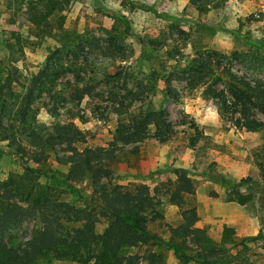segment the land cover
<instances>
[{
	"label": "rangeland",
	"instance_id": "374dc122",
	"mask_svg": "<svg viewBox=\"0 0 264 264\" xmlns=\"http://www.w3.org/2000/svg\"><path fill=\"white\" fill-rule=\"evenodd\" d=\"M29 1L36 0H0V81L7 99L0 112V150L6 153L0 156V183L9 175L24 174L26 163L56 172L58 179L69 171V165L57 162V157L71 155L66 146L47 152L43 164L32 161V153L38 150L26 141L15 116L26 111L30 123L46 127L49 133L57 128L80 131L84 143L73 145L79 151L110 152L105 163L112 174L103 182L129 190L141 188L159 200L162 218L148 227L165 240L169 228L183 222V210L169 202L167 188L177 186L174 170L185 171L194 194L186 198L184 210L196 209L194 227L217 242L224 227L232 228L239 242L255 238L245 250L238 247L229 252L241 251L253 264H264V186L254 156L264 143V133L236 129L221 118L211 93L222 89L223 82L214 84L188 70L192 60L202 56L211 60L224 81L227 71L250 82L264 81V0H65L59 27L87 40L80 59L63 56L62 66L44 75L43 92L31 97L35 78L60 45L54 38L39 40L29 32L33 28L26 16ZM50 24L57 28L58 21L54 18ZM110 40L120 49L113 48ZM234 53L239 54L237 59ZM131 91L138 94L136 102L124 98ZM116 99L123 100L122 107H129V113L144 103L166 111L174 127L170 140L160 143L151 128L141 143L115 142L118 122L131 115L114 113ZM10 125L16 128L14 134L7 131ZM18 145L27 154L20 155L23 160L15 154ZM241 180L247 183L236 185ZM48 181L40 178L42 184ZM52 183L60 191L59 201L74 204L62 184ZM75 186L84 198L93 197L91 181ZM237 195H251L252 200L241 206ZM75 204L84 207L83 201ZM98 217L95 231L102 234L109 222ZM67 225L69 230L82 227L75 222ZM41 226L32 218L13 230L15 246L23 247ZM124 250L125 264H180L173 251L153 242ZM36 264L76 263L39 260Z\"/></svg>",
	"mask_w": 264,
	"mask_h": 264
},
{
	"label": "trees",
	"instance_id": "16d2710c",
	"mask_svg": "<svg viewBox=\"0 0 264 264\" xmlns=\"http://www.w3.org/2000/svg\"><path fill=\"white\" fill-rule=\"evenodd\" d=\"M63 1L65 0H36L27 3L26 16L33 27L29 32L39 40L54 38L60 45V48L50 53L46 68L35 78L30 97L43 92L46 85L44 75L57 66H62L63 56L71 55L74 59H80L79 54L87 40L59 27L62 21L60 5ZM54 18L58 21L57 28L50 24ZM110 41L113 48H118L115 41ZM232 56L237 59L239 54L234 53ZM188 70L208 77L214 84L223 82L222 89L213 90L211 93L221 118L226 119L236 129L264 133V81L250 82L231 71L223 73L226 78L224 81L216 73L211 60L202 56L195 57ZM1 74L0 71V77ZM4 88L0 81V112L7 105ZM116 97L117 95L114 96ZM124 98L136 102L139 97L131 91ZM115 105L114 113L119 117L131 114L128 119L118 122L115 142L126 145L141 143L153 128L154 138L160 143H167L174 133L167 112L155 110L151 103L140 105L133 113H129V107H122L121 99H116ZM15 116L19 118L26 141L38 150L32 153V161L45 163L46 153L55 151L58 145L69 147L71 155L57 157L58 163L69 165L68 173L62 174L60 179L56 172H43L26 163L24 174L9 175L0 183V264H36L39 260H48L49 263L68 260L76 264H125L126 257L122 253L126 247L150 242L173 251L180 264H253L241 251L236 254L229 251L238 247L245 250L247 242L254 241L255 238L248 237L239 242L235 238L234 230L224 227L221 240L217 242L205 230L194 227L197 222L196 209L191 207L184 210L186 198L194 194L193 184L185 171L174 170L178 176L177 186L170 190L167 188L169 202L183 210V222L176 228H169L170 237L165 240L152 234L148 227L149 223L162 218L159 200L155 201L141 188L129 190L109 181L103 182L109 180L112 174L105 163L111 157L110 152L104 154L100 149L89 148L79 151L73 145L84 143V135L80 131L57 128L54 133H49L46 127L30 123L26 111H20ZM8 128L7 131L13 134L16 132L14 126L10 125ZM15 152L18 156L22 153L27 155L25 149L19 145ZM5 154L0 150V156ZM24 156H20L21 160L25 159ZM254 156L264 186V143ZM42 176L49 180L48 184L40 182ZM85 179L92 184L94 195L89 199L84 198L75 186ZM52 181L65 187V192L73 196L74 204L59 201V190ZM211 182L222 186H235L230 181L212 179ZM246 183L247 180H241L236 185ZM251 200V195L236 197V202L241 206ZM77 201H83L84 207L75 206ZM98 215L109 222L102 234H96L95 231L100 223ZM32 218L40 221L41 228L33 231L31 239L23 247H16V237L12 231ZM71 222L82 223V227L69 230L67 223Z\"/></svg>",
	"mask_w": 264,
	"mask_h": 264
}]
</instances>
